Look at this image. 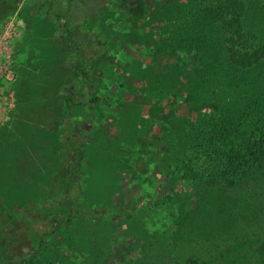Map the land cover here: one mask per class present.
Segmentation results:
<instances>
[{
  "label": "rangeland",
  "instance_id": "rangeland-1",
  "mask_svg": "<svg viewBox=\"0 0 264 264\" xmlns=\"http://www.w3.org/2000/svg\"><path fill=\"white\" fill-rule=\"evenodd\" d=\"M254 1L262 10H247L242 24L264 43V0ZM187 4L0 0V21L15 13L22 29L17 105L0 128V264H16L20 254L29 264H202L209 242L232 238L201 215L204 188L191 175L206 184L214 169L211 100L221 105L220 93L225 101L240 93L264 109V58L248 69L228 66L218 25L202 21L191 34L200 62L187 39L171 38ZM170 5L178 8L166 14ZM52 11L71 24L72 39ZM82 54L93 101L74 67ZM202 67L212 79L203 86ZM70 141L81 151L78 186ZM223 207L232 215L241 208Z\"/></svg>",
  "mask_w": 264,
  "mask_h": 264
},
{
  "label": "trees",
  "instance_id": "trees-1",
  "mask_svg": "<svg viewBox=\"0 0 264 264\" xmlns=\"http://www.w3.org/2000/svg\"><path fill=\"white\" fill-rule=\"evenodd\" d=\"M187 2L185 13L177 10L176 5H170L166 10V14H172L174 10L178 12L173 18L179 20L180 24L170 29L172 34H178L176 37L172 35L173 41L177 39L182 42L188 41L189 48L193 49V56L202 62L203 55L195 43L197 37L191 35L196 27L193 24H200L202 21L215 23L224 36L227 50L225 59L228 66L248 69L262 61L264 43L255 33L245 30L242 24V17L247 10L250 11V8L262 10V5H259L258 1L187 0ZM49 9L50 4L46 6V10ZM51 13L60 26L67 30L69 39H72L75 31L72 30L71 24L62 19L59 12ZM195 16L201 18L198 20L194 18ZM203 52L205 56L208 55L207 48ZM209 58L205 66L211 69L217 59L213 55ZM74 67L86 85L90 100L97 99V95L92 93V79L88 72L90 66L85 63L83 54L81 59L75 61ZM200 69L202 71L196 75L198 83L203 86L208 81L212 82L211 76L205 73V67ZM249 97L251 95L237 93L231 101H225L220 93L219 98L223 102L221 105L213 100L208 103L216 109L205 122L209 138L206 146L212 149L208 153L214 169L204 181L206 184H201L199 175H191V179L196 189L204 188L202 190L206 200L201 215L208 220L209 225L215 224L219 233L230 234L232 238L224 240L223 244L212 245V242H209L203 253L207 256L206 259H202V264L215 262L249 264V261L250 264H264V109L260 102H255ZM255 97L258 98L259 95ZM70 149L75 155L74 161L69 163L71 180L78 186L81 151L73 141H70ZM237 203L241 208L235 215L230 212L225 214L223 207L225 204L233 206ZM232 254L233 259L227 261ZM197 256L201 258V255ZM29 261L30 255L20 254L15 258L16 264H29Z\"/></svg>",
  "mask_w": 264,
  "mask_h": 264
},
{
  "label": "built area",
  "instance_id": "built-area-1",
  "mask_svg": "<svg viewBox=\"0 0 264 264\" xmlns=\"http://www.w3.org/2000/svg\"><path fill=\"white\" fill-rule=\"evenodd\" d=\"M21 36V25L15 13L0 22V127L10 121L17 103L13 61L15 43Z\"/></svg>",
  "mask_w": 264,
  "mask_h": 264
}]
</instances>
